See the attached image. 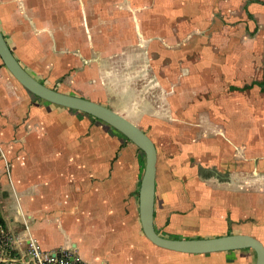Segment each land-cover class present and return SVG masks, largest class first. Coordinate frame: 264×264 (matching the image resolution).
Listing matches in <instances>:
<instances>
[{
    "label": "crops",
    "instance_id": "1",
    "mask_svg": "<svg viewBox=\"0 0 264 264\" xmlns=\"http://www.w3.org/2000/svg\"><path fill=\"white\" fill-rule=\"evenodd\" d=\"M233 7H246L245 16L264 22V0H0V30L16 59L37 80L102 103L148 134L153 131L144 128L141 118H158L155 122L160 123L153 101L132 99L125 111L122 102L109 100V95L118 99L122 93H134L131 86L136 84L174 85L175 97L182 100L183 86L195 87L191 93L196 94V87L209 85V64H197L194 73L184 75L176 54L173 68L157 63L146 74L150 67H141L136 59L145 52L167 53L159 39L173 37L167 32L172 22L179 23L181 31L174 37L192 32L196 40L208 39L213 30H202L199 23L208 28L220 15L231 20ZM122 21H132L134 28L108 41L115 50L94 44L93 38L107 36L106 26L117 29ZM182 22L192 25L185 35ZM123 38L125 47H118ZM204 49L208 53V47ZM182 50L181 45L174 53ZM122 52L127 54L126 67L112 68L109 55ZM167 70H173V76L167 77ZM230 113L226 110L227 117ZM241 134L223 125L211 136L198 137L191 146L197 158L193 164L184 161L183 149H167L159 140L164 149L157 150L152 140L157 151L153 222L158 234L167 238L247 234L264 245V149L248 154ZM144 167V153L124 135L91 115L36 97L0 58V203L9 214L4 220L14 255H24L32 242L44 251L68 250L85 264H159L160 258L150 256L153 244L139 220ZM247 181L253 184L251 190ZM136 246H147L148 252ZM169 252L198 256L202 261L196 264L256 260L249 248Z\"/></svg>",
    "mask_w": 264,
    "mask_h": 264
},
{
    "label": "rangeland",
    "instance_id": "2",
    "mask_svg": "<svg viewBox=\"0 0 264 264\" xmlns=\"http://www.w3.org/2000/svg\"><path fill=\"white\" fill-rule=\"evenodd\" d=\"M233 8L231 20H226V16L220 15L213 23H208V28H206L207 23H199L202 30H213V33H209L208 39L196 40L192 37V32L187 33L186 37H174L176 31L181 32L179 23H169L167 32L172 33L173 37L159 39L160 44L166 47L167 53L160 55L145 52L143 56L136 59V63L141 67L143 65L150 67L149 70H145L146 74H151L152 67L157 63L165 64L169 69L173 68L176 54L179 56L178 62L183 63L184 75L194 73L192 68L197 64H209L212 69L208 74L209 85L196 87V94L191 93L193 86H183L182 100L179 96L175 97L174 85L159 87L136 84L131 86L134 93L132 91L122 93L118 99L113 94L109 95V100L122 102V108L125 111L131 106L129 102L132 99L153 101L154 112L160 117L161 124L155 122L158 118H139L147 125L144 127L146 130L153 131L149 132L148 136L154 140L157 150L161 147L159 140L167 143V149L179 151L183 149L186 154L184 161L191 164L197 162V158L191 154V146L195 144L193 142L198 137L211 136L213 131L221 129L223 125H230L232 130L242 131L241 142L245 143L248 154L264 149V22L259 23L253 15L245 16L243 9L246 7ZM119 25L121 27L113 30L106 26L103 36L104 33L107 36L93 38L94 44L108 50H115V46L108 41L120 39L121 37L116 36L126 34L128 28H134L132 21H122ZM191 27L190 22H182L183 34L185 35V30ZM258 29L263 33H259L256 38L254 34L258 32ZM91 34L94 35L93 31ZM199 35H202L200 30ZM192 39L196 41L191 44ZM121 42L118 47L124 46L126 39L123 38ZM181 45L182 54L174 53L176 47L180 49ZM205 47H208V53H205ZM108 58L112 68L121 70L126 67L127 54L123 52L110 54ZM118 70L115 69L114 73L120 72ZM170 74L173 76V70H167V77H170ZM163 77H166V74ZM191 94H194L193 97ZM226 110L231 112L230 117L226 116ZM165 126L168 130H164ZM175 127L179 129L178 132H175ZM199 128H203L201 134L195 133ZM26 153L29 160H32V154L28 156L30 150H26ZM15 170L18 172V165ZM246 185L247 189L251 190L253 184L247 181ZM0 213L4 219L9 216L2 203H0ZM6 229V227L0 229V261L10 264L5 259L14 255V250L5 244L7 240L3 233ZM149 247L151 258L161 259L159 264H196L202 261L198 256L176 254L153 245ZM136 248L143 250L144 253L148 252L147 246H136Z\"/></svg>",
    "mask_w": 264,
    "mask_h": 264
},
{
    "label": "water",
    "instance_id": "3",
    "mask_svg": "<svg viewBox=\"0 0 264 264\" xmlns=\"http://www.w3.org/2000/svg\"><path fill=\"white\" fill-rule=\"evenodd\" d=\"M0 58L11 75L36 97L103 121L124 135L144 153L145 167L138 194L139 220L144 236L153 245L183 254H209L249 248L255 252V264H264V245L251 235L228 234L202 238H167L158 234L153 222L157 151L148 134L129 119L102 103L58 91L37 80L16 59L1 30Z\"/></svg>",
    "mask_w": 264,
    "mask_h": 264
},
{
    "label": "built area",
    "instance_id": "4",
    "mask_svg": "<svg viewBox=\"0 0 264 264\" xmlns=\"http://www.w3.org/2000/svg\"><path fill=\"white\" fill-rule=\"evenodd\" d=\"M3 234L7 240L5 244L10 246L12 240L9 232L5 230ZM5 260L10 264H85L68 250L44 251L32 242H29L24 255H10Z\"/></svg>",
    "mask_w": 264,
    "mask_h": 264
},
{
    "label": "trees",
    "instance_id": "5",
    "mask_svg": "<svg viewBox=\"0 0 264 264\" xmlns=\"http://www.w3.org/2000/svg\"><path fill=\"white\" fill-rule=\"evenodd\" d=\"M4 227H6V222H5L4 218L1 216V213H0V229H2ZM0 264H5V263L0 261Z\"/></svg>",
    "mask_w": 264,
    "mask_h": 264
}]
</instances>
